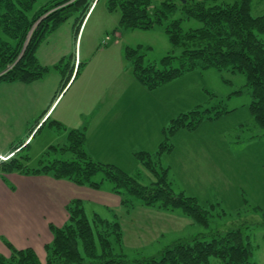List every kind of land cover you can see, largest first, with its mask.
<instances>
[{
  "label": "trees",
  "instance_id": "trees-1",
  "mask_svg": "<svg viewBox=\"0 0 264 264\" xmlns=\"http://www.w3.org/2000/svg\"><path fill=\"white\" fill-rule=\"evenodd\" d=\"M95 1L50 0L34 10L36 0H0V83L28 84L40 80L51 70H57L63 77L62 92L74 73H80L82 64L79 63L75 68L71 54L52 66L43 65L37 51L53 32L71 20L77 40ZM252 2L160 0L155 3L154 0H106L109 11L120 12V27L153 29L164 26L170 43L181 49L179 55L168 54L159 62H146L139 48L125 46V59L131 63L133 75L139 83L154 90L197 69L215 68L221 73H242L251 89L250 112L264 130V14L254 16ZM178 12L181 15L174 17ZM186 19H196L202 25L184 28L182 23ZM175 60H179L178 66L173 65ZM210 112L208 108H198L171 119L164 129L165 140L158 151L155 154L145 151L137 153L143 166L155 177L150 185L141 183L138 175H131L114 164H105L92 158L85 149L87 136L84 129L69 130L68 144L51 145L36 168H28L22 162L25 157L20 160L14 153L2 161L0 170L44 173L94 188H100L104 181H110L112 190L122 198L127 195L138 197L142 206L163 212L181 209L186 217L208 226L213 205L210 210L200 205L195 196L184 192L176 194L169 182L170 168L161 166L159 161L161 155L173 147L169 144L168 136L171 133L181 128L198 126L205 115L213 118ZM217 116L214 115V119ZM49 125L58 130L66 129L57 120H51ZM22 145L18 144L16 149ZM68 152L72 156L70 159L57 157ZM98 173L103 174L99 181L94 180ZM82 203L79 198L73 199L67 205L68 221L62 226L50 224L53 239L45 246L47 255L44 260L31 247L14 248L9 258L0 253V264H210L212 256L220 258L224 264H258L252 261L251 244L244 242L239 230L229 231L211 240L200 236L178 240L163 249L158 256L131 260L124 252L123 230L119 220L103 219L98 215L90 220ZM122 204L127 208L133 207L129 199L123 198Z\"/></svg>",
  "mask_w": 264,
  "mask_h": 264
},
{
  "label": "rangeland",
  "instance_id": "rangeland-1",
  "mask_svg": "<svg viewBox=\"0 0 264 264\" xmlns=\"http://www.w3.org/2000/svg\"><path fill=\"white\" fill-rule=\"evenodd\" d=\"M49 1L36 0L34 10ZM235 1L218 0V3ZM154 2L158 3L160 0ZM93 6L94 9L96 7L95 13L88 23L86 21L85 34L83 29L80 41L82 38L85 47L92 32L95 30L94 32L100 33L102 30L97 38L94 37L97 45L99 43L101 47L94 66L104 73L116 71V80L113 77L109 80L110 83L115 82L118 97L128 89L125 98H132L133 101L130 108L123 107L124 113L119 112L118 128L127 134L133 132V139L130 140L134 144H129L122 150L101 149L95 144H87L85 149L95 160L114 164L131 175H138L141 183L150 185L155 177L143 166L137 153L145 151L155 154L158 151L161 144L159 142L165 140L164 129L167 125L163 123L166 118L173 119L191 110L208 108L213 118H207L209 115H205L198 126L181 128L168 136L169 144L173 147L161 155L159 164L170 168L169 182L176 194L184 192L186 195L195 196L200 205L210 210L214 208L210 224L204 226L183 215L181 209L163 212L142 206L140 199L135 196L123 197L133 203V207L127 208L122 204V196L112 190L110 181H104L100 188H94L62 179L65 183L58 184V187H63L69 192L66 205L79 198L90 220L95 215L108 220L117 218L122 225L124 252L131 260L158 256L163 249L178 240L195 236L211 240L229 231L239 230L244 242L251 244L252 261L264 264V130L250 112L252 94L247 86L246 76L231 71L221 73L215 68L197 69L184 74L182 78L179 77L181 79L176 82V89L181 90L180 106L177 102L169 106V103L159 98L147 96L146 91L141 89L144 87L135 86L136 79L132 77V84L130 83L129 76H133V72L131 63L123 57L124 47L129 45L139 48L146 62H159L168 54L179 55L181 49L170 43L164 26L153 29H124L119 25L120 12L109 11L106 0H96ZM105 12L106 15L103 16ZM252 14H264V0H253ZM180 15L178 12L174 17ZM201 25L196 19H186L182 23L184 28H196ZM262 36L264 37V34ZM124 65L127 66L126 69L123 68ZM173 65L178 66L179 60H175ZM70 86L64 91L66 98L74 94L77 82L72 88ZM154 103H158L160 109L152 108ZM122 104L123 101L119 106ZM162 106L164 109H161ZM159 111L165 113L164 121L158 116ZM214 115H218L216 119ZM121 119H124V122H121ZM49 124L50 122L36 135L31 146L23 149L16 157L20 160L25 157L22 162L28 168L38 167L36 148L39 144H46L53 138L51 144H68V131L77 129L61 123L66 129L59 131L56 127L51 128ZM9 126L15 127L7 125ZM57 157L70 159L72 156L68 152ZM102 177L103 174L98 173L94 180L99 181ZM12 183L8 176L5 184L12 187ZM46 215L54 219L47 223V228L37 230L25 227L7 230L12 238L9 239V244L3 243L5 248L0 245V252L9 258L14 248L31 247L44 260L47 255L45 244L53 239L50 224L62 226L69 219L67 206L64 218L59 212H51L49 209ZM209 263L224 264L220 258L214 256L210 257Z\"/></svg>",
  "mask_w": 264,
  "mask_h": 264
},
{
  "label": "crops",
  "instance_id": "crops-1",
  "mask_svg": "<svg viewBox=\"0 0 264 264\" xmlns=\"http://www.w3.org/2000/svg\"><path fill=\"white\" fill-rule=\"evenodd\" d=\"M95 10L96 7L94 9L93 6L80 29L77 40L74 37L73 21L71 20L53 32L37 51L38 59L43 65L52 66L63 57L71 54L73 55L72 65L75 68H77L75 59H78L82 64L80 73L78 75L74 73L71 81L62 92L63 77L57 70H51L40 80L28 84L23 82L0 83V162L3 161L2 158L13 152L17 157L23 149L31 146L36 135L45 128L52 118L65 126L84 129L87 136L85 147L87 144H95L101 149L122 150L129 144H134L130 140L133 139V132L127 134L118 128L119 112L124 113L123 107L130 108L133 101L132 98H125L128 89L126 88L118 97V88L115 82L110 83L109 80L110 77L116 80V71L104 73L98 71L94 66L101 49L94 37L97 38L102 30L100 33L94 32V30L85 47H83L82 38L80 41V34L84 25L86 21L88 23ZM104 15L106 12L103 13ZM116 33L118 34V32ZM123 57L125 59V56ZM123 68L126 69L127 66L124 65ZM66 73L68 74V70ZM125 75L128 76L127 73ZM132 77L135 80L134 75L129 76L131 84ZM181 78L154 90H149L137 80H135V86L144 87L141 89L146 91L147 96L159 98L163 102L169 103V106L175 102L180 106L181 90L180 88L176 89V82ZM76 82L77 87L73 90L74 94L70 98H66L64 91L70 85L72 88ZM54 96H56L55 101ZM121 101L123 104L119 106ZM151 107L160 109L158 103H154ZM161 109H164V106ZM158 116L164 121L165 113L162 114L159 111ZM43 118L45 121L47 118L48 120L44 121L40 128L37 127L39 128L38 131H35L36 125L42 122ZM123 120L121 119V122H124ZM170 120L171 117L170 119L166 118L163 125H168ZM9 124L15 127H7ZM120 132L125 133L126 136ZM53 140L54 138L46 144H39L36 148L37 163L44 152L51 145H54L51 144ZM18 144L23 145L16 149ZM32 158L31 156V160ZM8 176L13 182L12 187L5 184ZM63 181L44 173L32 175L22 171L2 172L0 170V245L5 248L3 243L9 244L8 241L11 240L12 236L8 231L15 228L27 227L37 230L47 228V223L54 220L52 217H47L48 209L51 212H59L64 218L66 204L69 201V192L63 187H58V184L65 183Z\"/></svg>",
  "mask_w": 264,
  "mask_h": 264
}]
</instances>
